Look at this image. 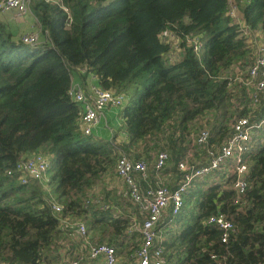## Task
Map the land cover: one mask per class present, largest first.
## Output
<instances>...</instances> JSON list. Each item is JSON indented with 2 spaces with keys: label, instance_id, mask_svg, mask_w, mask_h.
Masks as SVG:
<instances>
[{
  "label": "trees",
  "instance_id": "1",
  "mask_svg": "<svg viewBox=\"0 0 264 264\" xmlns=\"http://www.w3.org/2000/svg\"><path fill=\"white\" fill-rule=\"evenodd\" d=\"M57 1H31L46 37L34 46L16 40L0 21V264H59L62 217L92 218L100 242L125 246L128 221L102 217V210L91 217L84 206L89 190L115 170L120 149L148 156L167 149L177 167L191 143L187 136L207 114L209 149L221 147L237 118H264V90L253 106L245 83L228 75L252 63L247 37L228 13L230 0ZM234 1L252 28L264 30V0ZM165 29L177 34L183 49L175 62L172 44L161 38ZM195 37L198 53L188 41ZM78 68L86 69L84 77L95 75L101 88L126 94L121 121L135 148L81 131L83 108L68 94ZM263 142L246 159L249 185L240 203L232 187L217 185L198 191L200 201L188 199L191 218H177L164 241L168 264L264 263ZM39 152L52 164L43 186L8 174ZM52 194L61 212L52 208ZM219 213L235 226L227 242L207 222Z\"/></svg>",
  "mask_w": 264,
  "mask_h": 264
},
{
  "label": "built area",
  "instance_id": "2",
  "mask_svg": "<svg viewBox=\"0 0 264 264\" xmlns=\"http://www.w3.org/2000/svg\"><path fill=\"white\" fill-rule=\"evenodd\" d=\"M31 1L0 0V14L10 10L22 16L30 14L33 12ZM231 1L233 0H230V5ZM57 2L61 4V0ZM63 8L69 14L68 9L64 6ZM68 20H71L70 15H68ZM240 21L238 20L237 23L243 35L257 36L258 40H254V45L251 46L255 51L252 63L246 69V78L238 77L235 80L245 83L252 105L255 106L259 101L258 91L264 90V36H262L264 30L252 28L247 22L241 25ZM161 38L171 43L176 52L174 56L173 51L170 53V61L179 60L183 49L177 34L170 29H165L161 33ZM21 41L34 46L39 43V36L36 33L25 34ZM188 41L193 44L197 53L201 50L200 39L188 38ZM85 72V68L77 69L80 76ZM68 94L83 108L80 116V129L85 135L94 134V129L99 125L109 105L124 107L128 101L125 93L113 89L92 86L90 91H86L80 83L74 82L73 78ZM210 116L211 114H207L203 120H198L194 130L190 133L191 143L185 156L177 165L182 174L178 182L171 178L165 181L161 177L171 158L167 149L151 153L150 156L135 149L129 152L120 149L114 174L116 173L119 180H122L124 186L127 187V192L122 195L121 191H116V199H104L99 194L108 186L107 184L99 182L93 187L95 188L93 193V188L91 189L84 205L89 214H96L102 210L105 212L102 217H109L113 221L118 219L128 221L125 232L129 234L128 236H136V232L138 233L140 243L130 257H120L114 244L106 241L94 242L90 239L88 225L85 221L60 219V227L63 225L62 229L69 231V237L73 236L77 241H82L86 252L74 256H67V251L63 252L59 264H168L161 228L162 226L174 227L177 218L185 219L190 216L185 208L186 202L188 199L197 200L199 198L198 191L194 193L195 187L198 186L199 190L205 189L206 177L213 173L220 172L222 178L235 176L231 181V187L236 192L235 204L240 203L249 185V165L246 159L259 147L255 134L264 130V118L259 121L251 120L249 117L237 118L232 123L231 135L226 138L221 147L209 149L207 145L210 142L211 132L206 120ZM203 152L206 153V162L198 158V155L203 156ZM195 161H198V166L194 164ZM51 171V161L45 154L39 152L19 160L15 167L8 171V174H16L23 184L33 181L47 183L50 180ZM152 171L158 178L156 185L143 187L140 183ZM97 186H99L98 189ZM190 194H193L191 198ZM122 202H126V210H132L135 213L133 216L125 214ZM51 205L56 212H61L63 209V205L56 200L52 201ZM207 222L222 231V242H227L235 230L233 221L225 213L213 214ZM63 245L65 248L64 242ZM213 258L216 256L214 255ZM218 264L223 263L219 261Z\"/></svg>",
  "mask_w": 264,
  "mask_h": 264
},
{
  "label": "crops",
  "instance_id": "3",
  "mask_svg": "<svg viewBox=\"0 0 264 264\" xmlns=\"http://www.w3.org/2000/svg\"><path fill=\"white\" fill-rule=\"evenodd\" d=\"M5 17V18H3ZM0 18H3L2 20L8 24L5 25L3 23L4 26H6V29L9 30L12 35L14 36V38L17 40H21L22 36L25 34H30V33H36L39 36V43L45 42L46 41V37L44 34V31L42 30L41 24L39 22V20L37 19V17L34 15V12L27 14L25 16L19 15L16 11L14 10H10L7 12H4L2 14H0ZM8 18H13L15 22L18 23L19 25V30L17 31L16 28L13 27V22H10L9 20H7ZM244 21V23H243ZM241 25H244L246 20H242L241 19ZM21 29V30H20ZM25 30V31H24ZM14 31L17 32L14 34ZM251 48V47H250ZM252 49V48H251ZM253 51H255L254 49L252 50V54L250 56V58H252L254 56ZM245 73L246 74V70L243 72L241 70L240 65H236L229 73V76H233L235 78L241 77L242 74ZM73 81L80 83L84 89L86 91H90L92 86H100L98 84V80L97 77L93 74L91 75H87V76H80L77 72L76 75L73 76ZM124 107H115L113 105H109L101 118V121L99 123V125L94 129V135L97 134V137L106 141H110V142H115L116 144L118 142H120L119 146L120 148H122L123 146H129L131 148H135L133 147L128 140V136L125 133V129L123 127L122 122L118 123V129H115L113 127L108 126L109 122H110V117L114 118L115 121L118 122L119 119H121V110ZM106 124L107 128H105L104 130H108V139L104 138L105 135H102V133L100 132L101 128H103V125ZM255 136L258 139V143L262 144L264 137H258V133L255 134ZM264 143V142H263ZM259 148V147H258ZM198 158L201 159L203 162L207 161L206 158V153L203 152V156H199ZM171 161L173 162V160L170 158V161L168 163V166L166 167L164 173H162L161 177L162 179H164L165 181L169 180L170 178L173 179L175 182H178L179 179L182 177V174L180 172V170L176 167L173 166V164L171 163ZM174 163V162H173ZM194 164H196L197 166L199 165L198 161H195ZM229 178V177H228ZM228 178H222L220 175V172L217 173H213L212 175H209L208 177H206L207 181L204 183L205 185V189H198V186L195 187L194 189V193L197 191H202L204 192L208 187L210 186H220L222 189H229L231 188V184L228 181ZM157 175L154 173V171H152V173L147 175V178L140 183L143 187H145V185L147 187L151 186L154 187L157 183ZM193 196V194H190V198ZM117 198V196L115 197V199ZM197 201H200V198L197 199ZM126 202H122V206L124 208L125 214L127 216H133L135 213L131 212V210H126ZM199 211L198 207L195 208L194 210V214H197ZM180 219L184 220L183 217H179ZM189 219L191 218L190 216L188 217ZM140 223V221H139ZM177 225V223H176ZM175 225V226H176ZM174 226V227H175ZM174 227L171 226H162L161 228V233H162V238L163 241H165L168 238V236L171 234V231ZM126 232V231H125ZM169 232V233H168ZM168 233V234H167ZM129 234L125 233V246L124 248H127L129 246H134L132 249L129 250V253L127 254V257H130L132 255V253L134 252L133 249L138 247L139 243H140V237L138 235V233L136 232V237L132 238L131 236H128ZM66 245H72V244H66ZM83 244L82 241H78V243H75L72 247H68L63 250V252L65 253L67 252V256H74L75 253L77 251H79L81 254H84L86 252V248H83ZM117 250L119 249V247H116ZM63 253V254H64ZM264 264V263H263Z\"/></svg>",
  "mask_w": 264,
  "mask_h": 264
},
{
  "label": "rangeland",
  "instance_id": "4",
  "mask_svg": "<svg viewBox=\"0 0 264 264\" xmlns=\"http://www.w3.org/2000/svg\"><path fill=\"white\" fill-rule=\"evenodd\" d=\"M230 13V16L233 20H235V22H238V20H244V16H243V13H242V9H240V7L238 6V4L236 3V1H231V5H230V9H229V12ZM5 18V17H3ZM3 18H0V21L2 23H4L5 25L8 26L7 23H5L2 19ZM7 20H9L10 22H13V27L17 29V31L19 30V25L17 22L14 21L13 18H8ZM244 23V21H243ZM10 30V29H9ZM21 30V29H20ZM25 31V30H24ZM17 33L14 31V34ZM262 36H264V31L262 32ZM247 43H248V47L250 49V54H252V50L250 47L254 45V40H258V37L257 36H250V35H247ZM254 53V51H253ZM176 54V52L173 50L172 52V55L174 56ZM73 75L75 76L76 75V72L75 70L73 71ZM110 122H109V125L110 127H113L115 129H118V123H121V119L117 121L114 120V118L110 117ZM105 128H107V125L104 124L103 125V128H101L100 132L102 133V135H105L104 138L108 139V130H104ZM97 136V134H95ZM187 138H190V134L187 136ZM99 182H103L102 184H107L108 186L105 187L101 193L99 194L100 196H102L104 199H115V197L117 196V193L116 191H121L122 192V195H124L126 192H127V187L124 186L122 180H119V177L116 176V173L114 174V171L112 172H107L105 173L101 179L99 180ZM45 183H41L40 185L43 186ZM115 186V187H114ZM99 186H97V189H98ZM44 188H47V186L45 185ZM116 188V189H115ZM92 189V188H91ZM91 189L89 190V193L91 192ZM95 188L92 189V193L94 192ZM57 201L55 195H51V201ZM131 212H133L131 210ZM93 216H100V212L96 213V214H92L91 217ZM62 219L64 220H67V221H73L74 218H69V217H62ZM92 218H89V217H85L83 220L87 223L88 225V234H89V238L92 239L94 242H100L101 241V238L98 236V235H94L95 233V229H92L91 226H89V221L91 220ZM63 228V225H61V230L63 232V239L62 241L65 243V246L66 248L68 247H72L75 243H78V241L76 240V237H69V231L68 230H64L62 229ZM108 234V233H107ZM107 234L105 233L106 237H107ZM137 236V235H136ZM72 244V245H66V244ZM134 246H129L127 248H124L123 247H119L118 249V255L122 258H125L127 257V254L129 253V250L132 249ZM84 248V247H83ZM135 250V248L133 249V251ZM81 253L79 251H77L75 253V255H80ZM77 257V256H76Z\"/></svg>",
  "mask_w": 264,
  "mask_h": 264
}]
</instances>
